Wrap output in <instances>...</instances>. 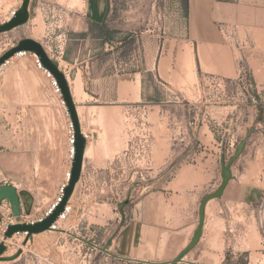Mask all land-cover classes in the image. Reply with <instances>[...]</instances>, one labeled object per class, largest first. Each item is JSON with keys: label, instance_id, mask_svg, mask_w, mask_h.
I'll use <instances>...</instances> for the list:
<instances>
[{"label": "crops", "instance_id": "1", "mask_svg": "<svg viewBox=\"0 0 264 264\" xmlns=\"http://www.w3.org/2000/svg\"><path fill=\"white\" fill-rule=\"evenodd\" d=\"M23 2L0 0L2 25ZM128 2L148 3L149 14L160 9V3L171 11L164 35L146 37L141 68L136 10L131 5L115 9L111 0H29L28 23L0 33V57L26 39L43 46L65 75L86 139L69 211L54 229L30 240L58 238L73 245L96 236L105 242L97 252L107 264H250L262 247L252 229L253 210L264 195V103L241 99L235 81L239 53L220 28L238 25L250 33L247 64L257 93L264 95V0ZM152 42H160L155 60ZM19 61L14 57L2 67V88ZM154 81L160 83L166 103H176L178 110L192 104L197 110L190 125H162L168 145L164 163L179 164L161 171L155 179L157 191H152L154 172L146 157L137 159L136 134L138 104L152 103L149 84ZM215 81L225 84L219 88ZM174 96L182 100H169ZM214 112L218 119L212 117ZM235 115L244 117L241 125H232L230 117ZM252 130L223 196L206 205L198 244L177 261L198 229L202 201L222 185V163L235 153L228 148L235 144V132L247 136ZM67 132L63 125L57 140L42 137L33 148L8 132L1 136L0 187H15L20 215L14 216L8 200L1 206L10 207L7 214L16 223H39L54 205L57 208L66 174L72 171ZM144 143L147 150L146 138ZM138 189L142 196L136 199ZM2 213L0 208V221ZM23 236L8 241L16 243Z\"/></svg>", "mask_w": 264, "mask_h": 264}, {"label": "rangeland", "instance_id": "2", "mask_svg": "<svg viewBox=\"0 0 264 264\" xmlns=\"http://www.w3.org/2000/svg\"><path fill=\"white\" fill-rule=\"evenodd\" d=\"M111 4L115 9L128 10L131 5L136 10L138 67L141 68L146 37L164 33L166 21L170 20L171 11L168 7H166L165 11V6L161 3L158 5L160 9H157L153 14H149L148 3L145 2L130 4L128 0H111ZM149 45L155 60L160 42L157 44L152 42ZM29 58L35 60V57H30V55L18 58L20 61L16 65L18 67L15 68L14 74H10L3 88L0 85V138L8 132L13 136L25 139L24 145L27 148H33L39 138L48 137L52 140H57L63 125H67V133L69 135V127L73 123L66 103L65 106L62 103L64 101L63 96L60 97L56 93L52 80L47 77L43 70L38 69L39 72L34 69ZM149 86L153 88L154 93L152 103H139L136 113L137 159L139 161L146 157L147 167L152 168V172H154L152 191H157L160 186L155 179L160 177L161 171L164 169L165 172L167 168H172V166L179 164L174 162L170 164L164 163L168 145L166 142V129L164 130L162 125H176L178 121H182L185 125H190L197 110L192 104H186L184 108L178 110L176 103H166L167 99L161 95L160 83L154 81ZM169 100L181 101L182 97L174 96V98ZM212 114V117L218 119L219 114H215V112ZM230 118L233 119L232 125H236L237 121V125H241V121H244V117L242 119L236 115ZM145 125H147V129ZM212 125L223 124L212 121ZM146 135L147 142H149L147 150H145L144 146ZM244 136H246L245 131L235 132L233 139L235 141L234 152H236L238 144L245 138ZM228 148L229 151H233L230 146ZM143 165L144 163L142 162ZM122 196L121 200L123 201ZM141 196V190L138 189L135 197L138 199ZM106 212L108 213V211ZM252 231L260 241L261 236L256 223H254ZM0 237L2 239V235ZM25 237L22 241L16 243L8 241L9 239L6 237L3 239V243L7 246V251L3 255L4 258L0 260V264H107L97 252V250L100 251L104 247L105 242L96 236L90 237L87 243L74 242L73 245L58 238H46L43 241H33L32 239L26 241ZM19 251L22 253L16 258ZM120 264L125 263L122 262ZM250 264H264L262 247L259 254H254L251 257Z\"/></svg>", "mask_w": 264, "mask_h": 264}, {"label": "water", "instance_id": "3", "mask_svg": "<svg viewBox=\"0 0 264 264\" xmlns=\"http://www.w3.org/2000/svg\"><path fill=\"white\" fill-rule=\"evenodd\" d=\"M28 5L29 0H24L22 7L16 12L14 18L5 25L0 26V33L11 31L19 26L25 25L29 21V13H28ZM27 52L36 55L44 69H46L53 76L55 81L57 82L64 101L66 103L67 109L69 111L73 127H74V138H75V156L72 164L71 171V179L68 186L64 190V195L61 201L58 203L57 208L54 210L52 214L48 217L35 224H21L16 223L13 225H9L7 232L5 233V237L8 239L13 238L16 234H24L26 236V241L30 240L33 235L43 233L45 231L51 230V227L56 224L61 215L65 212L68 201L72 197L75 186L79 182L82 172L83 165V157L86 147V139L81 134L80 123L78 118V113L76 110V106L74 104L70 88L68 82L65 78L63 72L60 71L58 65L49 57L46 50L43 46L33 40H23L21 41L15 48L9 50L2 57H0V69L15 55ZM254 130L250 131L247 136L238 144L237 150L233 157L228 161H223L222 163V185L221 187L213 194L207 196L201 203L199 209V226L196 230L194 237L190 243V245L179 255L177 261H181L184 257L198 244L204 227L205 222V209L206 205L210 200L220 198L223 196L226 187L232 179V167L234 163L240 158L243 154L249 139L252 137ZM8 200V202L12 205L13 214L15 217L20 215V198L17 194V190L13 186H2L0 187V206L2 203ZM7 251V246L5 243L0 244V260L4 257L3 255ZM21 251L18 252L16 258L21 255ZM172 264H177L174 262Z\"/></svg>", "mask_w": 264, "mask_h": 264}, {"label": "built area", "instance_id": "4", "mask_svg": "<svg viewBox=\"0 0 264 264\" xmlns=\"http://www.w3.org/2000/svg\"><path fill=\"white\" fill-rule=\"evenodd\" d=\"M16 12L17 11L13 12V16L16 15ZM2 24H4V23H2L0 21V26ZM220 30H221V33L223 34V36L225 37V39L227 41H229L231 44H233V46L237 49V51L239 53L237 79L235 81L238 82L240 85L241 99L248 102V103H251L253 105H259L260 103H264V95H259L257 93L255 81H254V75H253L252 71L250 70V68L248 67V64H247V50H249L252 47V39H251L250 33L248 31H243L238 25H230V26L222 25ZM8 51H6V52H8ZM6 52H4L3 55ZM19 54H25L24 56L31 55L32 57H35V60H34L35 66L39 70H43L44 73L47 75V77L52 80V85L54 86L56 93H58L60 95V97H62V93H61V90H60L57 82L55 81L53 76L50 74V72H48L46 69H44V67L42 66L38 57L34 54L27 53V52H21ZM19 54H17V55H19ZM17 55H15L14 57H16ZM24 56H22V57H24ZM18 58H21V57H18ZM1 70H2V68L0 69V73H1ZM224 84H225V82H222V81L221 82L220 81L214 82V85H216L219 88L221 87V85H224ZM62 103L65 106V102L63 101ZM69 135H70L69 136V145H70L69 159H70V163L73 164V160H74V156H75V143H76L75 138H74V127H73V125H70V127H69ZM145 138L147 139V135L145 136ZM148 144H149V142L147 143V145ZM234 147H235V144L230 145V148L233 150H234ZM70 179H71V171H69L66 174V184L61 188V191H60L61 197H63L64 190L68 186ZM61 199L62 198H60L59 201H61ZM0 208L3 209V213H2L3 219L0 221V235H2V239H0V244H1V243H3V239H5V233L7 232L9 225L16 224V222H15L14 218L8 216V214H7L8 212H10L9 206H4V207L0 206ZM55 208H56V205H54L52 207V209H50V211L47 214H51ZM69 209L70 208L67 205L65 212L61 215V217H64L65 213L68 212ZM253 217H254L255 223H256V225L259 229V232H260L261 246H262V249L264 251V195L261 198L258 205L253 210ZM55 226H56V224L51 227V230L54 229Z\"/></svg>", "mask_w": 264, "mask_h": 264}, {"label": "bare ground", "instance_id": "5", "mask_svg": "<svg viewBox=\"0 0 264 264\" xmlns=\"http://www.w3.org/2000/svg\"><path fill=\"white\" fill-rule=\"evenodd\" d=\"M24 55H25V54H19V55L16 56V58H18V57H22V56H24ZM21 235H24V234H21ZM24 236H25V235H24ZM24 236H23V237H24ZM0 238H1V237H0ZM11 239H12V238H11ZM19 241H22V237H21V239H20ZM13 252H14V251H13ZM11 254H12V253H11Z\"/></svg>", "mask_w": 264, "mask_h": 264}]
</instances>
